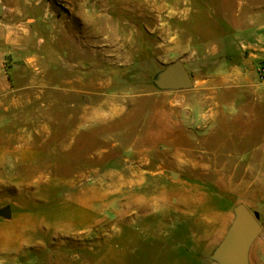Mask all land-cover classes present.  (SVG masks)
<instances>
[{
  "label": "rangeland",
  "instance_id": "1",
  "mask_svg": "<svg viewBox=\"0 0 264 264\" xmlns=\"http://www.w3.org/2000/svg\"><path fill=\"white\" fill-rule=\"evenodd\" d=\"M261 9L41 0L6 21L21 43L0 41V264H220L239 204L259 214L249 264H264V112L249 47ZM177 60L192 87L157 88Z\"/></svg>",
  "mask_w": 264,
  "mask_h": 264
},
{
  "label": "water",
  "instance_id": "2",
  "mask_svg": "<svg viewBox=\"0 0 264 264\" xmlns=\"http://www.w3.org/2000/svg\"><path fill=\"white\" fill-rule=\"evenodd\" d=\"M153 82L161 90L186 89L193 85L192 77L181 60L158 72ZM234 212L235 218L212 258L220 264H249L250 247L263 226L259 214L245 204L237 205Z\"/></svg>",
  "mask_w": 264,
  "mask_h": 264
},
{
  "label": "crops",
  "instance_id": "3",
  "mask_svg": "<svg viewBox=\"0 0 264 264\" xmlns=\"http://www.w3.org/2000/svg\"><path fill=\"white\" fill-rule=\"evenodd\" d=\"M41 0H0V41L7 42L9 45L14 47L15 45H19L21 43V37H18L15 35V28H18L20 26V23H5L6 21H12L15 18H18L19 16H22L24 13H28L29 9L32 7H35V5ZM25 3L28 6L23 9L22 4ZM50 15H53L50 14ZM33 21H37V16L34 15L33 18H31ZM251 19L259 22L257 24H254L253 31L251 32V40L252 43L249 44V47L252 49L251 56L254 60V66L256 68V71L259 69V85L260 92H257L255 94L256 101H259L260 103L257 104V107L255 109V112H264V9H261L254 13V15L251 17ZM5 28H9V33L6 35L3 34V30ZM39 43V40L37 41ZM27 54V59L31 61H39V58L41 59V56H39V52H36L34 49L30 50H24ZM43 52V51H42ZM51 54V53H50ZM50 61L54 60V54H51ZM70 55V54H69ZM72 55V54H71ZM73 56V55H72ZM61 57L57 56V59ZM57 61V60H56ZM258 74L256 73V76ZM258 79V77H257ZM66 85V83H63ZM69 84V83H67ZM86 97H84V100ZM211 100H213V97L211 96ZM101 106H105L104 104H101ZM116 111V110H112ZM93 112H101L100 109L95 108ZM118 112V111H117Z\"/></svg>",
  "mask_w": 264,
  "mask_h": 264
},
{
  "label": "built area",
  "instance_id": "4",
  "mask_svg": "<svg viewBox=\"0 0 264 264\" xmlns=\"http://www.w3.org/2000/svg\"><path fill=\"white\" fill-rule=\"evenodd\" d=\"M262 71H264V69H262Z\"/></svg>",
  "mask_w": 264,
  "mask_h": 264
}]
</instances>
